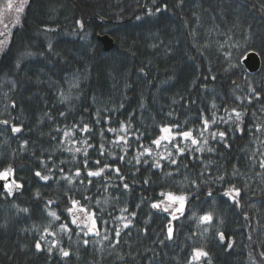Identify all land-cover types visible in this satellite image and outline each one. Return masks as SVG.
<instances>
[{
  "label": "trees",
  "instance_id": "trees-1",
  "mask_svg": "<svg viewBox=\"0 0 264 264\" xmlns=\"http://www.w3.org/2000/svg\"><path fill=\"white\" fill-rule=\"evenodd\" d=\"M163 127L198 143L157 146ZM262 161L264 0H28L0 55L21 185L0 189V264H264Z\"/></svg>",
  "mask_w": 264,
  "mask_h": 264
},
{
  "label": "snow or ice",
  "instance_id": "snow-or-ice-1",
  "mask_svg": "<svg viewBox=\"0 0 264 264\" xmlns=\"http://www.w3.org/2000/svg\"><path fill=\"white\" fill-rule=\"evenodd\" d=\"M27 3H28V0H19L18 5L15 7V11L17 13L23 12L24 9H25V6L27 5ZM7 6H8L9 9H11L13 7L11 2H9ZM16 20H17V22H19V16L16 17ZM77 23H79V22H77ZM3 43H4V41H0V44H3ZM233 111H235V110H233ZM235 115H236V118L239 119L241 114L239 112H236ZM3 123H7V121H3ZM207 126H208V121L205 120L204 121L205 129L207 128ZM12 130H13V132H19L20 131V129L17 128V127H13ZM85 130H87V129H85ZM161 131H162V133H165L166 135H162L161 137H159L158 139L153 141V143L156 144L157 146L160 145L161 140H174L176 135L182 136L185 139H191V143L193 145H196L198 143L197 139L192 137L191 131H184L182 133L172 134L171 129L167 128V127L162 128ZM219 135L221 137H223L224 133L221 132V133H219ZM77 151H79V149H77ZM144 151H145V153H149L150 154V150L149 149H145ZM178 151L179 152H183L184 150L182 148H178ZM175 162L176 161H172V163H175ZM153 166L159 167V164L156 163ZM261 167H264V161L261 162ZM101 171H103V169H101ZM117 171H119V170L117 169ZM78 174H79V172H77V175ZM99 174H100L99 172H89V175H99ZM10 175H13V169L12 168H8V169L4 170L3 172H0V180L4 181L3 188L7 191V193L9 195L12 194L14 189H18V188L21 187V185L19 183H17V181L15 179H12L11 181L8 180V177ZM36 175L40 176L41 174L39 172H37ZM41 178L44 179V180L48 179L47 176H42ZM125 187H127V185H125ZM236 192L238 194V190H236ZM166 195H167V199L169 201H171L172 203L169 204L167 207H165L164 211H168L169 207H171L172 204H175V203L178 202L180 204V207L177 208L176 211H181L182 212L183 203H184L186 198L184 196H175L172 193H168ZM225 195L226 196H230L231 193L230 192H225ZM72 203H73V206H76L78 204V202H76V201H72ZM152 207L153 208H158V207H160V205L157 204V203H153ZM68 211L71 213L72 209L70 208V209H68ZM80 211H84V209L81 208ZM50 215H52V216L56 217L57 219H59V217H57L55 213H50ZM87 218H88V220H91V222H92V227L89 228V231H92L95 228V219H94V217L92 215H89ZM200 219H201L202 222H210L212 220V216L210 214H206L203 217H201ZM75 222H76V220L74 219L73 223H75ZM85 226H87V224ZM125 226H127V225H125ZM62 227H66V226H62ZM168 232H169V238H171L172 229L169 228ZM117 235H119V232H117ZM219 237H220L221 241H223L225 239L223 233H220ZM229 246H231V244ZM36 247H37V249H39L40 248V244L37 243ZM64 255H68V253L65 252ZM206 255L207 254L205 252H203L202 250L194 249V257H193V259H199L200 257L206 256ZM261 256L264 257V253H261Z\"/></svg>",
  "mask_w": 264,
  "mask_h": 264
},
{
  "label": "rangeland",
  "instance_id": "rangeland-1",
  "mask_svg": "<svg viewBox=\"0 0 264 264\" xmlns=\"http://www.w3.org/2000/svg\"><path fill=\"white\" fill-rule=\"evenodd\" d=\"M11 2L13 7L11 9L8 8V3ZM19 0H1V6H0V41H4L3 44H0V55L5 46L8 44V37L9 32L17 26L18 22L16 20V17L19 16L21 13H17L15 11V7L18 5ZM165 128V127H163ZM173 134V133H172ZM162 135H166L165 133L160 134V137ZM162 141V140H161ZM168 141V140H165ZM162 151H164V148L161 146L156 152L155 155L160 156L162 155Z\"/></svg>",
  "mask_w": 264,
  "mask_h": 264
},
{
  "label": "water",
  "instance_id": "water-1",
  "mask_svg": "<svg viewBox=\"0 0 264 264\" xmlns=\"http://www.w3.org/2000/svg\"><path fill=\"white\" fill-rule=\"evenodd\" d=\"M96 38L99 42H101L102 48L104 51H109V50L113 49L114 41L108 35H106V34L99 35ZM242 64H243L244 68L249 73H254L260 67L259 56L255 52L250 51L242 59ZM8 180H10V178H8ZM3 184H4V182L2 180H0V189L3 188ZM230 244H231V246H229ZM231 247H232V240L230 239L229 243L226 247V252H228L231 249Z\"/></svg>",
  "mask_w": 264,
  "mask_h": 264
}]
</instances>
